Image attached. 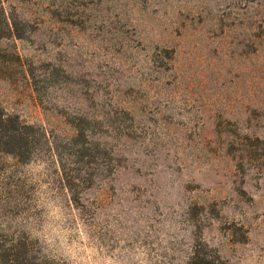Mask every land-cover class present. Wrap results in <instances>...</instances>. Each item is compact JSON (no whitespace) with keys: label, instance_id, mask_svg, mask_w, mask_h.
I'll use <instances>...</instances> for the list:
<instances>
[{"label":"rangeland","instance_id":"1","mask_svg":"<svg viewBox=\"0 0 264 264\" xmlns=\"http://www.w3.org/2000/svg\"><path fill=\"white\" fill-rule=\"evenodd\" d=\"M0 264H264V0H0Z\"/></svg>","mask_w":264,"mask_h":264},{"label":"trees","instance_id":"2","mask_svg":"<svg viewBox=\"0 0 264 264\" xmlns=\"http://www.w3.org/2000/svg\"><path fill=\"white\" fill-rule=\"evenodd\" d=\"M5 114H4V112L0 109V123H2L3 122V116H4ZM17 263H15V264H27V263H23V262H20L19 263V260L17 259ZM192 263L193 264H214V262H212V261H209V260H207V259H204V258H198V257H196V258H194L193 260H192Z\"/></svg>","mask_w":264,"mask_h":264}]
</instances>
